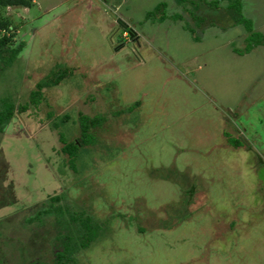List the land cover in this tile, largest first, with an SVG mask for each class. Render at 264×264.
<instances>
[{"label": "rangeland", "instance_id": "374dc122", "mask_svg": "<svg viewBox=\"0 0 264 264\" xmlns=\"http://www.w3.org/2000/svg\"><path fill=\"white\" fill-rule=\"evenodd\" d=\"M242 1L243 14L264 34V0ZM34 2L8 9L15 23H24L17 35L24 45L0 70V103H25L56 63L76 70L44 89L40 107L16 114L2 136L9 160L4 183L13 184L17 203L0 209L3 236L26 240L21 218L62 194L64 202L87 207L97 219L116 214L102 239L77 254L78 264H264V44L242 52V24L199 30L192 23L197 41L185 19L170 17L181 12L190 20L176 0ZM160 2L167 3L162 22L158 15L147 17ZM137 100L141 105L133 113L108 116L103 141L83 156L82 172L62 165L54 120L69 113L61 129L75 136L78 112L110 114ZM49 109L54 116L46 120ZM225 130L251 149L226 145ZM10 138L19 141L11 144ZM173 164L203 177L198 180L209 186L204 190L211 209L168 231L125 227L126 217L117 213L130 212L136 197L148 201V210L139 212L145 219L168 218L165 205L180 203V183L155 170ZM33 240L27 241L36 247L31 256L43 248L42 240ZM14 244L4 241L3 249Z\"/></svg>", "mask_w": 264, "mask_h": 264}, {"label": "trees", "instance_id": "16d2710c", "mask_svg": "<svg viewBox=\"0 0 264 264\" xmlns=\"http://www.w3.org/2000/svg\"><path fill=\"white\" fill-rule=\"evenodd\" d=\"M242 2V0H176V3L181 5L183 9L189 13L190 20L186 19L185 15L181 12H174L170 17L176 20L185 19L184 27L186 26L191 34H196L194 39L197 41L200 39V36L197 35L198 31L194 28V25L199 26L200 24L202 28L199 30H205L208 25H222V28H226V25L236 26L242 24L246 30V45L242 52H249L254 46L264 44V34L254 28L252 18H248L243 14ZM34 4V0H0V70L13 63L24 45L23 41L18 43L17 40L18 31L20 27L24 26V23L22 21L15 23L12 15L8 13V9L11 7L31 8ZM166 5V2L158 3L154 10L148 12L147 17L158 15L159 21H164L168 17L165 9ZM187 5H190L191 8H186ZM125 31L127 32V30ZM75 68V66L71 67L63 63H56L52 70L36 83L35 89L30 91L29 98L25 103L15 104L10 99L2 100L0 103V133L16 114L24 113L29 108H39L41 103L46 100L44 89L60 85L63 80L65 81L75 75ZM140 105L141 101L137 100L127 108L119 107L116 108L117 110L108 111L110 114L105 112L90 115L80 111L77 114L76 120H72V122L76 124L77 129L75 136H68L65 131L61 129V125L71 119L69 113L60 116L58 122L54 120L51 127L57 130L61 143L60 147L55 150L62 158V165L70 167L73 173L82 172L84 166L86 168L87 165L86 161H82L83 156L103 141L100 130L103 129V125L108 120V116L113 115V117L117 118L122 113L131 114L136 108L140 107ZM53 116V110L49 109L44 119L47 120ZM44 119H42V121H44ZM223 134L226 136L225 144L229 145L233 150L251 149L249 142L239 134H232L229 130H225ZM9 140L11 142V138ZM1 141L0 137V145ZM13 141L16 142L19 140L12 138L11 144ZM28 147L31 148L30 146ZM7 149H9V146ZM8 161L1 147L0 163L7 166L9 163ZM80 161L82 162L80 163ZM157 169H163L165 171L162 173L163 177L159 176L162 179H171L176 183H180V203L169 202L165 205L168 218H163L162 220L145 219L143 216L139 215V212L148 210L146 209L148 201H145V198L142 196L141 198L136 197L131 201L130 212L117 213V215H120L122 218L126 217L125 220L127 223L125 227L134 226L136 230L141 233H146L147 231L152 232L153 229L168 231L180 222L191 219L198 211H203L204 208L206 211L211 209V206L206 203L207 201L205 198L208 195L205 194L204 190L209 186L203 183L201 184V181L198 180L203 177L191 175L188 169L182 172L179 167L176 165L174 166V164L169 167L160 166V168H155V170ZM174 177L177 178V180L174 179ZM194 178H196V180H193ZM260 188L263 189L264 184ZM13 193L12 191L10 192V203L15 205L17 203L14 199L15 194ZM7 194L6 192L1 195ZM64 197L65 196L62 194L52 195L48 199L49 202L44 204L45 207L41 209L37 207L34 212H32L31 208V212L28 211L29 214L27 213L21 218L22 227L24 228L23 232L28 236L26 240L22 239L21 241L18 240L15 242V240H17L16 237L4 238L5 236H2L0 232V247L2 249L4 247V241L8 243L11 242L12 244L15 243L13 249L4 250L2 255L6 256V258L15 260H25L26 264H78L77 254L82 250L88 249L92 244L102 239L101 237L104 236L109 229L111 219L115 217L116 214H112L108 219L100 220L97 219L92 212L90 213L87 207L78 203L72 205L68 202H64ZM1 199L2 197L0 196V203L2 202V204L4 201H7V197L3 198L2 201ZM207 199H212L211 203L214 204L215 200L213 196ZM220 206H218V208H220ZM228 226L232 227L229 224ZM38 230H41V232ZM10 232H13V228ZM34 237L35 240L33 241L35 243L37 240H42L40 243L43 244V248L40 250L42 254L31 256V253L35 252L36 247L27 241L34 239ZM53 248L54 250H51ZM50 250L52 252H50ZM19 256L21 257L19 258ZM36 256H39L37 260H29ZM4 262L5 263H3V260H0V264H11L10 260H4Z\"/></svg>", "mask_w": 264, "mask_h": 264}, {"label": "flooded vegetation", "instance_id": "af4514ba", "mask_svg": "<svg viewBox=\"0 0 264 264\" xmlns=\"http://www.w3.org/2000/svg\"><path fill=\"white\" fill-rule=\"evenodd\" d=\"M14 118V117H13ZM10 123H8L9 125ZM8 125L5 127V129L0 133V137H1V140L3 141L2 139V136L5 134L6 130H7V127ZM1 141V143H2ZM1 147L2 145H0V150H1ZM3 149V148H2ZM6 166L2 165L0 163V171L2 170V172H0V196L2 197L1 201L3 200V198H6L7 197V201H4L3 204L2 202L0 203V209L2 208H5V207H11L13 206L10 201H11V195H10V192H14V188H13V184L11 183V181L8 183V185H6L4 182L7 180V170L5 169ZM8 193L7 195H1L2 193ZM15 194V192L13 193ZM15 199V198H14ZM2 224V221H0V225ZM2 236H3V231H0ZM6 238V237H4ZM5 249V248H4ZM3 249V250H4ZM3 252V251H1ZM39 256H36L35 258H30L29 260H37ZM12 259V258H11ZM10 258H6V256L0 254V260H3V263L4 260H11Z\"/></svg>", "mask_w": 264, "mask_h": 264}]
</instances>
